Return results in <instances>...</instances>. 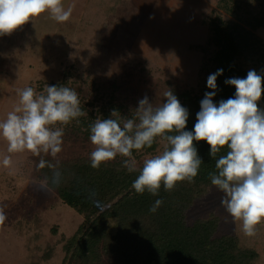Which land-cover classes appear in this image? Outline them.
Segmentation results:
<instances>
[{"label": "rangeland", "instance_id": "rangeland-1", "mask_svg": "<svg viewBox=\"0 0 264 264\" xmlns=\"http://www.w3.org/2000/svg\"><path fill=\"white\" fill-rule=\"evenodd\" d=\"M63 3L65 8L74 5L69 21L57 23L44 13L11 35L0 36V120L18 103L17 89L30 86L39 93L45 85L59 86L63 81L73 84L80 74L92 81H115L116 100L127 107L130 115L145 96L153 105H162L167 90L178 99L187 91L200 94L203 57L209 54L203 55L196 47L213 36L210 18L219 13L224 20H241L223 8L219 0ZM240 22L249 28L247 22ZM255 32L264 39V28ZM206 49L213 50L211 46ZM238 60L243 69L264 76L261 62L243 57ZM86 94L82 93L84 100L94 98ZM63 141L59 160L89 156L93 150L83 129L77 132V128L65 127ZM158 148L152 154L134 155L138 166L163 150L160 141ZM6 149V141L0 137V159L7 154ZM11 155L19 169L17 174L10 175L0 165V207L7 214L0 226V264H61L65 252L60 239L72 235L83 216L52 189L39 186V157L28 152ZM223 195L213 188L199 199L188 212L189 222L219 217L218 234L238 235L243 247L258 251V264H264V223L257 226L254 237L245 236L240 222L232 223L221 206Z\"/></svg>", "mask_w": 264, "mask_h": 264}, {"label": "clouds", "instance_id": "clouds-1", "mask_svg": "<svg viewBox=\"0 0 264 264\" xmlns=\"http://www.w3.org/2000/svg\"><path fill=\"white\" fill-rule=\"evenodd\" d=\"M73 9L74 5L65 8L63 0H0V36L11 35L44 13L63 24L69 21ZM222 71L208 77L209 88L216 89V77ZM225 83L235 87L234 98L217 105L213 103L215 91L206 93L193 131L184 130L189 113L171 90L163 93L166 103L162 105H153L145 96L133 118L122 119L115 111L113 118H97L88 126L93 145L90 166L99 169L122 157V166L129 173H139L131 185L135 193L147 191L159 196L161 186L165 192H172L179 183L195 182L203 161L193 142L206 141L216 169L208 175L211 184L224 194L221 206L232 223L240 222L245 236L254 237L257 226L264 223V110L257 104L264 92V76L250 70L246 78H230ZM16 94L18 103L0 120V137L7 143V154L0 165L15 175L19 169L11 154L28 152L40 158L38 171L52 170L50 178L38 181L39 186L58 187L62 179L58 154L63 150L64 128L87 115L78 92L67 86L45 85L39 93L29 86L17 89ZM157 140L163 150L145 158L138 168L134 150L152 148ZM225 148L226 154L218 156ZM96 195L95 191L89 193L93 203H98ZM163 203V199H156L149 211L157 212ZM6 220L5 209L0 207V226Z\"/></svg>", "mask_w": 264, "mask_h": 264}, {"label": "trees", "instance_id": "trees-1", "mask_svg": "<svg viewBox=\"0 0 264 264\" xmlns=\"http://www.w3.org/2000/svg\"><path fill=\"white\" fill-rule=\"evenodd\" d=\"M219 4L240 21L224 20L215 13L209 24L213 36L196 48L202 51V92L187 91L178 99L188 110L185 131H193L197 113L205 94L215 91L213 103L234 98L236 89L226 84L230 78H246L249 70L243 69L238 59L253 58L264 65V39L256 30L264 28V0H219ZM257 2L258 5H255ZM257 7V9H254ZM253 8V9H252ZM259 8V9H258ZM207 46V47H206ZM212 51L206 48L210 47ZM206 51L208 53H206ZM262 66V65H261ZM222 69L216 77V89L207 86L208 77ZM59 86L75 89L81 108L87 115L72 121L67 127L81 129L90 135L88 126L97 118H132L126 113V106L117 102L115 81H92L88 76L76 77L73 84ZM92 95V100L83 99L82 93ZM264 110V92L257 102ZM203 163L194 183H179L172 192H165L163 186L159 196L147 191L137 194L131 188L139 174L129 173L122 166L124 158L117 156L114 161L102 164L99 169L90 166L89 156L59 160L62 179L58 187L50 185L58 197L83 216L78 229L68 237L60 239L65 256L61 264H258L256 249L243 247L236 234L219 235V217L188 220V212L194 204L213 188L209 178L215 172V159L210 156V145L206 141H194ZM159 140L152 148H145L137 154H152L158 151ZM227 148L219 155H224ZM55 163V161H53ZM142 167V166H138ZM40 177H51L52 170H39ZM95 191L98 203H93L89 193ZM156 199H163V205L155 213L149 211ZM29 264H41L34 261Z\"/></svg>", "mask_w": 264, "mask_h": 264}]
</instances>
